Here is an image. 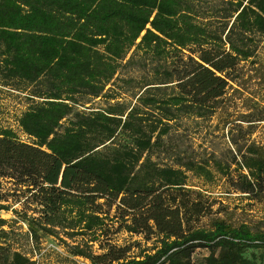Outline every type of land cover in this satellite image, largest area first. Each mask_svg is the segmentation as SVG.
Here are the masks:
<instances>
[{"label":"trees","instance_id":"obj_1","mask_svg":"<svg viewBox=\"0 0 264 264\" xmlns=\"http://www.w3.org/2000/svg\"><path fill=\"white\" fill-rule=\"evenodd\" d=\"M263 42L264 0H0L26 137L0 128V264H62L46 238L89 264H264ZM214 119L226 160L183 149ZM219 186L261 221L214 209Z\"/></svg>","mask_w":264,"mask_h":264},{"label":"rangeland","instance_id":"obj_2","mask_svg":"<svg viewBox=\"0 0 264 264\" xmlns=\"http://www.w3.org/2000/svg\"><path fill=\"white\" fill-rule=\"evenodd\" d=\"M123 75L128 76L127 78L134 79H138L140 77L139 73L132 68L124 70ZM126 100H131L130 95L126 96ZM97 103H99V101H95V104ZM24 109L25 101L23 96L16 93L9 94L5 90L0 89V128L11 129L17 135L21 136V132L17 126V119ZM215 124L216 122L214 119L208 124H201L199 129H196L195 127L187 128L188 135L186 136H188V138L184 140L185 144L183 145V149L186 148L188 151H190V144L193 145L194 142V150L199 151L198 148L200 147L198 144H201L200 146H203V148L207 149L208 152H213L219 158L226 160L229 157L227 152L228 144L227 141L222 138L220 133L214 128ZM21 139L25 140V138ZM202 190L204 192V190L208 189ZM208 191L210 193L208 195L211 196L210 198L216 200V205H214L213 208L216 209L220 205L227 207L226 214H230L232 220H234L236 223L247 222L249 224L255 225L261 221V218H263L262 209L252 208L250 210V208L247 207V204H249L248 201L242 202L238 200L235 195H229V197H225L226 195L223 193L225 191L222 186L210 189ZM0 216L4 219L11 218V215L5 212H0ZM22 229L23 233H25L26 229L24 227ZM19 236L23 237L22 234H19ZM19 240L24 246L26 245L27 248L31 247L30 240L27 238H21ZM116 240L118 244H123L127 241L133 242L135 240H139V238L130 237L125 233H121L117 236ZM39 248L40 253L38 254L42 256L41 258H43L44 262L55 263L57 260L55 254H58L61 259H66V261H60L62 264H81L79 261L80 258L69 256L67 253H65L64 249H62L57 244V242L51 238H46L43 240ZM207 254L208 253L205 250L197 251L193 256L194 262L196 264H202ZM261 254L264 257V252L262 250L255 251L256 257H259Z\"/></svg>","mask_w":264,"mask_h":264},{"label":"built area","instance_id":"obj_3","mask_svg":"<svg viewBox=\"0 0 264 264\" xmlns=\"http://www.w3.org/2000/svg\"><path fill=\"white\" fill-rule=\"evenodd\" d=\"M21 138H26L23 134H21V136H20ZM23 227L25 228V226L23 225ZM79 261L81 262V264H89L88 263V261H86V260H83V259H79Z\"/></svg>","mask_w":264,"mask_h":264}]
</instances>
